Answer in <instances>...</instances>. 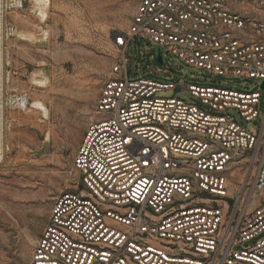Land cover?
<instances>
[{
    "label": "built area",
    "instance_id": "obj_1",
    "mask_svg": "<svg viewBox=\"0 0 264 264\" xmlns=\"http://www.w3.org/2000/svg\"><path fill=\"white\" fill-rule=\"evenodd\" d=\"M261 11L264 0H138L111 33L118 54L74 159L79 186L56 198L30 264H264ZM135 37L260 88L131 78Z\"/></svg>",
    "mask_w": 264,
    "mask_h": 264
},
{
    "label": "rangeland",
    "instance_id": "obj_2",
    "mask_svg": "<svg viewBox=\"0 0 264 264\" xmlns=\"http://www.w3.org/2000/svg\"><path fill=\"white\" fill-rule=\"evenodd\" d=\"M137 3L51 0L40 12L35 0H0V264H30L56 198L79 186L74 159L118 54L111 33L128 29ZM254 13L264 20L263 11ZM157 49L150 40L133 39L128 54L131 78L214 83L237 91L260 88L253 80L246 84L187 66L171 53L164 52L160 64ZM42 68L49 75L46 88L32 80V73ZM178 92L180 88L166 95ZM180 96L197 102L189 93ZM35 101L44 103L48 118L30 106ZM263 109L264 101L260 113ZM228 114L246 125L238 111ZM260 122L249 126L257 129ZM242 176L236 170L233 183H240Z\"/></svg>",
    "mask_w": 264,
    "mask_h": 264
},
{
    "label": "bare ground",
    "instance_id": "obj_3",
    "mask_svg": "<svg viewBox=\"0 0 264 264\" xmlns=\"http://www.w3.org/2000/svg\"><path fill=\"white\" fill-rule=\"evenodd\" d=\"M35 2L37 5L36 10L43 12L46 11L48 7H50L51 0H35ZM25 36L30 37L29 35H25ZM32 80L34 81L35 85L46 88L47 84L49 83V75L46 73L45 69L42 68L41 70L34 71L32 73ZM32 106L35 107L37 110H39L47 118L49 117V111L45 107L44 103H42L41 101H35V103H32ZM2 145H3V139H1L0 137V159L2 158Z\"/></svg>",
    "mask_w": 264,
    "mask_h": 264
},
{
    "label": "water",
    "instance_id": "obj_4",
    "mask_svg": "<svg viewBox=\"0 0 264 264\" xmlns=\"http://www.w3.org/2000/svg\"><path fill=\"white\" fill-rule=\"evenodd\" d=\"M156 59H157V62H159L160 64L164 63L160 48L157 49V58ZM261 87L264 88V82L262 83Z\"/></svg>",
    "mask_w": 264,
    "mask_h": 264
},
{
    "label": "crops",
    "instance_id": "obj_5",
    "mask_svg": "<svg viewBox=\"0 0 264 264\" xmlns=\"http://www.w3.org/2000/svg\"><path fill=\"white\" fill-rule=\"evenodd\" d=\"M138 4V3H137ZM136 8V7H135Z\"/></svg>",
    "mask_w": 264,
    "mask_h": 264
}]
</instances>
